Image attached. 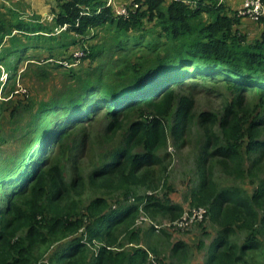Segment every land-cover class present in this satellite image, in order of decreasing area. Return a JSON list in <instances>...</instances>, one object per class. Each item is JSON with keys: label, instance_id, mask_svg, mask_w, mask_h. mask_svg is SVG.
Wrapping results in <instances>:
<instances>
[{"label": "trees", "instance_id": "obj_1", "mask_svg": "<svg viewBox=\"0 0 264 264\" xmlns=\"http://www.w3.org/2000/svg\"><path fill=\"white\" fill-rule=\"evenodd\" d=\"M134 5L128 8V16H119L102 0H61L53 12L58 35L68 36L74 31L81 36L67 45L74 48L73 53H81V60L97 54L82 35L98 25L107 24L121 32L116 42L120 49L129 46L130 29L138 28L145 18L155 20L158 39L164 42L148 41L147 46L154 49L152 65L142 70L146 62L138 58L127 70L132 79L129 86L88 81L66 101L46 103L37 109L32 124L54 107L61 115L55 117L53 129L44 119L35 126L33 133L43 126L32 157L35 160L19 186L14 187L11 181V192L3 190L6 199L0 209V264H39L48 249L80 231V238L54 253L51 264H156L153 246L146 250L125 248L139 241L136 221L141 213L153 217L167 214L175 220L181 208L164 204L152 194L138 195L137 191L141 187L157 189L161 179L153 166L161 165L160 151L170 137L178 142L192 124L203 132L202 159L206 163V174L192 196L193 205L208 208L210 219L220 227L205 264H264L258 242L264 230V179L249 196L240 189L218 190L211 174V169L219 166L226 175L243 179L264 166V139H259L264 131V33L259 40L249 42L238 29L236 10L218 0H137ZM15 22H0V45L6 36L11 43L16 42L13 31L27 38L56 39L51 28L39 23H26L18 16ZM43 31L46 35H39ZM138 40L142 37L134 41ZM74 59L72 54V62ZM10 67L8 64L6 69ZM180 69L184 71L177 72ZM198 79L224 82L236 96L224 100L218 112L195 113L192 93L201 86ZM245 92L251 97H245ZM101 108L108 120L104 136L111 139L120 132V140L100 156L89 177L84 178L75 168L67 181L63 165L66 155L85 148L88 128ZM132 114L139 119L130 120ZM246 136L249 142L243 149ZM48 145L53 149L51 155L46 154ZM247 154L255 158L248 168ZM13 163L14 171L20 162ZM6 172L2 166L1 186L14 178L5 177ZM87 185L97 196L83 207L81 197ZM239 232L245 234L243 243L237 242ZM184 248L182 242L173 244V257L183 256Z\"/></svg>", "mask_w": 264, "mask_h": 264}, {"label": "rangeland", "instance_id": "obj_2", "mask_svg": "<svg viewBox=\"0 0 264 264\" xmlns=\"http://www.w3.org/2000/svg\"><path fill=\"white\" fill-rule=\"evenodd\" d=\"M61 0H0V22L4 24H15L16 17L24 22H36L41 26L52 29L55 40L27 38L26 35L13 31L16 35V42L11 43L6 36L0 45V172L5 166V177H14L0 185V209L3 207L6 195L4 188L9 189L8 194L14 187L23 182V174L29 164L35 160L33 153L41 141L43 126L36 133H33L35 126L46 120L54 127L55 117L59 118L61 113L56 114V108L49 110L48 114L32 124L34 114L43 104L62 103L69 97H73L88 81L92 83L101 82L103 85L114 84L117 87L129 86L132 79L129 78L127 70L138 62V58H144L145 63L141 69L152 65L154 58L153 47L147 43L151 39H158L159 29L155 26V20L143 19V24L138 28L130 29L128 37H131L127 48H117L116 42L119 39V30L113 26L98 25L87 28L84 37L86 45L92 48L93 57L78 59L81 53H73V49L67 46L72 39H79L74 31L61 37L58 33L54 11H57ZM105 5L115 11L121 6L133 7L137 0H102ZM170 2V0H166ZM224 0H222V3ZM209 3V2H208ZM241 3L239 4L240 7ZM238 7V8H239ZM228 15H231L230 13ZM255 23V22H253ZM249 24V28L253 26ZM39 35H46L40 32ZM142 37V40L134 41ZM159 43L164 40L158 39ZM23 46H26L23 48ZM162 46L160 49L162 50ZM164 49V48H163ZM72 54L75 58L72 62ZM78 55L79 57H77ZM146 58V59H145ZM74 63V66L66 65ZM139 62V63H140ZM11 65L7 70L6 66ZM127 67V68H126ZM126 68V69H125ZM194 67H190L193 71ZM180 69L177 72H182ZM198 84L193 91L194 111L218 112L224 100H232L236 94L227 89L224 82L208 81L198 79ZM245 97H251L245 92ZM255 106L252 104V108ZM103 109L96 113L91 127L88 128V138L85 148H79L75 152H69L64 160V173L67 181L74 176L75 168H78L84 178L89 177L92 169L99 163L100 156L112 149V145L120 140V132L113 138L104 136V127L107 119L104 117ZM139 119V116L132 114L130 120ZM31 123L28 129L21 130L25 124ZM260 140L264 139V131L260 134ZM249 139L244 138V146ZM203 132L196 125L192 124L188 131L185 130L178 142L172 137L169 138L166 147L159 155L160 166H153L158 171L157 177L161 180L156 190H147L143 187L138 189V195L152 194L164 204L176 205L181 208L179 218L173 220L170 215L156 214L154 217L141 213L136 221L137 230L140 231L139 241L130 243L125 248L130 251L134 248L147 249L148 245L153 246L157 255L156 264H205L210 254L211 245L220 230L218 224L210 219L209 213L204 206H194L193 193L198 191L204 173L206 174V163L202 159L203 154ZM53 149L48 145L47 155L52 154ZM25 158V159H24ZM254 155H246L245 167H250L254 162ZM20 162L13 171L14 163ZM21 161H23L21 163ZM264 161V155H263ZM264 165V164H263ZM160 169V170H159ZM213 182L218 190L233 188L240 189L251 196L264 179V166L253 175L243 179H236L226 175L219 166L211 169ZM14 181V187L11 186ZM12 187V188H10ZM92 189L84 188L81 200L84 207L90 200L95 198ZM100 196V195H98ZM118 194H115L117 198ZM118 198L121 199L120 196ZM110 204L114 199L109 200ZM123 203L122 200H120ZM114 206V205H113ZM203 210L200 220L190 223L187 218L192 211ZM158 227L155 229V227ZM261 230V229H260ZM82 231L75 236L53 245L39 259V264H51L54 253L67 246L68 242L80 238ZM245 234H237V242L243 243ZM182 242L185 244L184 255L175 258L172 255V245ZM260 251L264 255V230L258 235ZM154 255V254H153ZM154 259V257H152Z\"/></svg>", "mask_w": 264, "mask_h": 264}, {"label": "built area", "instance_id": "obj_3", "mask_svg": "<svg viewBox=\"0 0 264 264\" xmlns=\"http://www.w3.org/2000/svg\"><path fill=\"white\" fill-rule=\"evenodd\" d=\"M218 1L222 3V0ZM134 7H137V5H134ZM116 13L119 16H128L129 11L128 8L121 6L116 10ZM235 16L239 19H247L251 22H258L260 18L264 16V4L262 0H242L240 7L236 9ZM202 215L203 210L197 209L195 211H192L189 216L187 215V218L184 219V221L188 220L190 223H192L194 220H200ZM157 228L158 227L156 226L155 229Z\"/></svg>", "mask_w": 264, "mask_h": 264}, {"label": "crops", "instance_id": "obj_4", "mask_svg": "<svg viewBox=\"0 0 264 264\" xmlns=\"http://www.w3.org/2000/svg\"><path fill=\"white\" fill-rule=\"evenodd\" d=\"M241 1L242 0H224L223 3L228 9L235 11L239 7ZM262 19H264V16ZM249 24L251 26V21L247 19H240L238 23L239 31L247 36L249 42L259 40L261 35L264 33V21L253 23V26L250 28Z\"/></svg>", "mask_w": 264, "mask_h": 264}]
</instances>
